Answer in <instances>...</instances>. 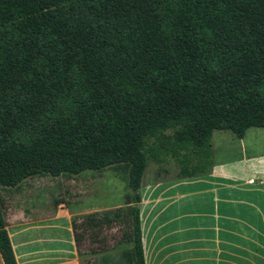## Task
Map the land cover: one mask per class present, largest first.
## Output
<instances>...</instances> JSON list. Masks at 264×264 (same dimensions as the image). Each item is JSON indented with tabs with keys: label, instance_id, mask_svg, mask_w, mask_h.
Here are the masks:
<instances>
[{
	"label": "trees",
	"instance_id": "1",
	"mask_svg": "<svg viewBox=\"0 0 264 264\" xmlns=\"http://www.w3.org/2000/svg\"><path fill=\"white\" fill-rule=\"evenodd\" d=\"M251 128L264 129V0H0V188L112 169L132 191L75 225L79 247L106 252L118 228L124 263L145 264L152 141L192 178L215 131ZM0 253L18 264L1 201Z\"/></svg>",
	"mask_w": 264,
	"mask_h": 264
},
{
	"label": "crops",
	"instance_id": "2",
	"mask_svg": "<svg viewBox=\"0 0 264 264\" xmlns=\"http://www.w3.org/2000/svg\"><path fill=\"white\" fill-rule=\"evenodd\" d=\"M212 150V166L204 175L157 176L147 182L143 177L139 208L145 264H264V129L251 128L242 139L215 131ZM107 171L53 177L52 182H45L48 176L34 177L0 188L18 264H81L75 224L125 206V200L81 206ZM47 185L60 192L64 186V199L39 203L36 189ZM72 200L78 204L74 209ZM0 264H5L1 253Z\"/></svg>",
	"mask_w": 264,
	"mask_h": 264
},
{
	"label": "rangeland",
	"instance_id": "3",
	"mask_svg": "<svg viewBox=\"0 0 264 264\" xmlns=\"http://www.w3.org/2000/svg\"><path fill=\"white\" fill-rule=\"evenodd\" d=\"M172 133L173 131H169L167 134L169 135ZM153 141L152 146L155 149L150 150L149 163L144 175L145 181L147 182L149 180H152L157 176L172 177L182 175L181 170L183 168V158H176L171 151H169L168 153H164L160 150V148L157 147V145L153 144ZM155 154H158V157H156ZM157 158L160 160L158 161ZM196 164V160L193 158L188 164V168L194 167ZM110 170L111 171H107V174L103 179H100L96 182L97 185L93 193H91L89 196H85L82 198L83 200H81L80 202L81 206H96L104 203L115 204L120 203L124 200L125 206H127L126 198L128 196H131L132 194V191L128 187V182L122 177V172L120 173L112 169ZM90 172L91 171H86V173L84 174H89ZM91 173L95 172L93 171ZM44 180L45 182H52V180L55 179L53 177L48 176ZM61 188L62 189L60 192V188L58 187H53L50 185L42 186L41 188L36 189V200L41 204L45 201H50L52 203L54 201L63 200L65 196L64 186H62ZM105 194H107L108 197H106L107 195ZM77 206L78 204H76V202L72 200L70 203V207L74 209ZM102 213L94 214L100 215ZM87 221V216H85L80 223H77L75 225H77L78 229L80 230L87 224ZM120 235L121 234L118 228H113L112 230L106 231V233H104V236H106L108 240V250L106 252L98 251L100 248V245L98 243L92 244L89 240H85V242L80 246L79 250V258L81 264H125L123 258V251L127 249L128 246L115 245L117 241L116 238ZM101 246H104V244H102ZM93 249L97 250L98 253L93 254Z\"/></svg>",
	"mask_w": 264,
	"mask_h": 264
}]
</instances>
